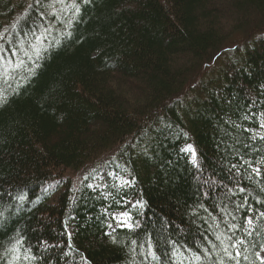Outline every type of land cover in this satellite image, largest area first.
Instances as JSON below:
<instances>
[{"label": "trees", "instance_id": "16d2710c", "mask_svg": "<svg viewBox=\"0 0 264 264\" xmlns=\"http://www.w3.org/2000/svg\"><path fill=\"white\" fill-rule=\"evenodd\" d=\"M53 1L0 0V264H264V0Z\"/></svg>", "mask_w": 264, "mask_h": 264}, {"label": "rangeland", "instance_id": "374dc122", "mask_svg": "<svg viewBox=\"0 0 264 264\" xmlns=\"http://www.w3.org/2000/svg\"><path fill=\"white\" fill-rule=\"evenodd\" d=\"M66 1H68L67 5H64V3H66ZM54 5H56L57 3V7H52V10L57 9L60 12H64V15H67L68 12L65 11H69V10H73L75 8V4L73 0H55L53 1ZM60 2H62L63 4L60 5ZM52 5V4H51ZM48 10V8L46 9ZM264 132V117L259 121L258 127H257V132ZM116 217V222L112 225L111 228L117 227V226H121V225H127L129 222V216L127 214L124 213H117L115 215ZM259 259L264 262V245L261 247L259 254H258Z\"/></svg>", "mask_w": 264, "mask_h": 264}, {"label": "bare ground", "instance_id": "6f19581e", "mask_svg": "<svg viewBox=\"0 0 264 264\" xmlns=\"http://www.w3.org/2000/svg\"><path fill=\"white\" fill-rule=\"evenodd\" d=\"M106 153V152H105Z\"/></svg>", "mask_w": 264, "mask_h": 264}]
</instances>
